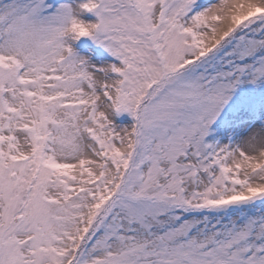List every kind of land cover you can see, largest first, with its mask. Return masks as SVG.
<instances>
[{
  "label": "snow or ice",
  "instance_id": "1",
  "mask_svg": "<svg viewBox=\"0 0 264 264\" xmlns=\"http://www.w3.org/2000/svg\"><path fill=\"white\" fill-rule=\"evenodd\" d=\"M0 264H264V0H0Z\"/></svg>",
  "mask_w": 264,
  "mask_h": 264
},
{
  "label": "rangeland",
  "instance_id": "2",
  "mask_svg": "<svg viewBox=\"0 0 264 264\" xmlns=\"http://www.w3.org/2000/svg\"><path fill=\"white\" fill-rule=\"evenodd\" d=\"M69 2H78V0H69ZM82 19L85 22H95V17L92 14H85ZM70 46L77 56L84 57L90 65L97 68L107 64L118 63L103 48L95 45L88 38H81L78 41L71 42ZM114 123L117 127H123L131 123V118L126 113L121 114L114 120Z\"/></svg>",
  "mask_w": 264,
  "mask_h": 264
}]
</instances>
